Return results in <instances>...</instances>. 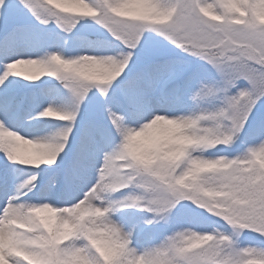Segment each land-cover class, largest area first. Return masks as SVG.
<instances>
[{"label": "snow or ice", "instance_id": "snow-or-ice-1", "mask_svg": "<svg viewBox=\"0 0 264 264\" xmlns=\"http://www.w3.org/2000/svg\"><path fill=\"white\" fill-rule=\"evenodd\" d=\"M79 4L0 0V264H264V0Z\"/></svg>", "mask_w": 264, "mask_h": 264}, {"label": "clouds", "instance_id": "clouds-1", "mask_svg": "<svg viewBox=\"0 0 264 264\" xmlns=\"http://www.w3.org/2000/svg\"><path fill=\"white\" fill-rule=\"evenodd\" d=\"M52 3L55 4L57 7L64 9L82 6L79 4V0H52ZM117 11L125 14L138 15L141 14L144 9L135 4H125L122 8L117 9ZM261 19H264V13L261 14ZM16 71L28 74H37L39 71H41V69L34 65H21L19 68L16 69ZM78 71H80L82 74L97 79L104 78L109 74L108 68H106L99 61L91 58H86L85 62L79 65ZM178 129V125L173 124L167 119H161L156 121L145 132L138 133L137 136L133 137V144L134 146H136L148 140L159 131H178ZM10 140L16 155L25 162H33L38 165L39 163L44 162L45 160L51 159L49 151L44 145L32 144L18 135L11 136ZM41 215L45 219H51L52 216H54V213L51 211V209H44L41 210ZM98 235L100 238L98 239L97 243L100 245H105L107 241L104 237V233L101 232Z\"/></svg>", "mask_w": 264, "mask_h": 264}, {"label": "trees", "instance_id": "trees-1", "mask_svg": "<svg viewBox=\"0 0 264 264\" xmlns=\"http://www.w3.org/2000/svg\"><path fill=\"white\" fill-rule=\"evenodd\" d=\"M15 5V0H9V8L6 10V15H11V16H20V13L18 12V10L14 7ZM34 19V18H33ZM38 23V22H37ZM48 79V78H45ZM23 83L27 84L29 82L24 81ZM39 83V82H37ZM57 84H59V82H56ZM65 93L67 92V90H64ZM50 128H53L54 125L56 124H63V122L56 120V119H47L44 121Z\"/></svg>", "mask_w": 264, "mask_h": 264}, {"label": "rangeland", "instance_id": "rangeland-1", "mask_svg": "<svg viewBox=\"0 0 264 264\" xmlns=\"http://www.w3.org/2000/svg\"><path fill=\"white\" fill-rule=\"evenodd\" d=\"M23 54H26V53H23ZM61 126H62V124H56V125L53 126V128H50L49 126L48 127H49V131H55L56 129H58Z\"/></svg>", "mask_w": 264, "mask_h": 264}]
</instances>
